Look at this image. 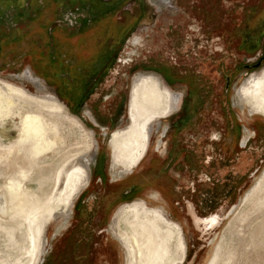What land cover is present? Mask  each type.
Here are the masks:
<instances>
[{
	"label": "rangeland",
	"instance_id": "obj_1",
	"mask_svg": "<svg viewBox=\"0 0 264 264\" xmlns=\"http://www.w3.org/2000/svg\"><path fill=\"white\" fill-rule=\"evenodd\" d=\"M118 2L125 0H114L110 6ZM61 3L70 7L64 0L52 7L54 11ZM29 12L35 15L32 9ZM11 14L16 23L31 20L29 14L15 17L9 12L8 17ZM127 18L135 24L130 38L138 35L132 40L137 39L138 45L131 47L129 41L117 45L110 70L94 95L79 102L67 96L70 104L59 99L67 106V114L43 117L39 141L23 136L28 116L24 104L18 99L11 106L0 101V202L4 205L1 194H5L11 207L0 216V264H34V255L28 254L33 233L47 242L41 264H65V240L84 220L82 226L93 233L96 243L93 264H140L132 239L131 251L123 249L110 231L114 219H124L122 210L140 200L149 208L163 209L180 227L186 246L182 264H264V114H251L236 100L247 78L264 79V0H130L115 20L124 23ZM34 25V32L29 31L31 26L14 25V34L23 32L26 38L4 51L0 77L36 93L37 83L24 77L29 72L34 81L58 96L55 87L39 79L44 76L43 66L38 64V72L33 71L31 60L17 56L39 48L49 57L50 50H58L54 54L57 61L51 55L49 67L58 74L62 71L60 48L45 38L38 44V34L54 27L52 20L40 17ZM109 26L113 30L112 22ZM92 33L95 39L83 40L81 48L91 44L96 52H104L106 32L90 30L88 36ZM56 35L63 39L64 30ZM27 39L36 45H27ZM77 39L70 38L73 45ZM126 52L132 55L127 65L119 61ZM36 53L38 61L41 56ZM93 58L97 60L98 54ZM138 74L158 75L165 89L180 96V102L175 111L160 119L140 163L114 179L108 144L112 133L128 126V97ZM165 75L170 83L166 77L163 80ZM182 118L180 126L186 123L187 127L175 133L173 127ZM239 139L250 141L245 150L238 146ZM92 154L89 186L75 195L72 173ZM176 154L179 159L172 164L169 155L175 158ZM244 155L249 163L241 168L238 163ZM163 164L168 165L166 177L172 180L174 192L155 180ZM61 208L72 213L66 224L57 219ZM212 214L218 222L214 228L196 224L195 217ZM123 229L127 233L124 225ZM175 244L171 250L180 259Z\"/></svg>",
	"mask_w": 264,
	"mask_h": 264
},
{
	"label": "bare ground",
	"instance_id": "obj_2",
	"mask_svg": "<svg viewBox=\"0 0 264 264\" xmlns=\"http://www.w3.org/2000/svg\"><path fill=\"white\" fill-rule=\"evenodd\" d=\"M24 77L33 84L37 83L36 93L0 77V101H8V106H11L13 100L18 99L24 104L28 116L23 125V136L26 140L39 141L42 136L43 117L62 118L67 114V106L65 107L55 94L48 91L39 82L34 81L29 72H26ZM129 93L128 126L112 133L108 144L111 153H113L111 171L114 178L129 174L128 172L140 163L148 152L152 134L158 131L160 119L175 111L180 102V96L165 89L161 78L156 74L136 75L132 80ZM236 100L241 108H248L249 113L260 111L264 114V79L247 78L236 92ZM92 155L84 158L83 164L72 173L71 188L75 195L89 184V171L95 159L94 154ZM126 167L127 169L129 167L130 170L127 171ZM1 195L5 202L4 205L0 202V216L11 209L6 195ZM9 197L11 199L13 195ZM60 210L61 215H58L57 219L66 223L70 215L69 210L64 208ZM122 211L124 219L119 221L118 218L114 219L110 231L123 249L136 247L140 264L183 263V256L186 252L183 233L163 209L149 208L145 202L140 200L126 206ZM123 225L125 229L127 228V233L124 232ZM31 236L28 254L34 255V264H41L47 242L45 239L42 242L36 233ZM130 238L133 246L129 244ZM173 244H175V250L182 254L180 259L171 250Z\"/></svg>",
	"mask_w": 264,
	"mask_h": 264
},
{
	"label": "flooded vegetation",
	"instance_id": "obj_3",
	"mask_svg": "<svg viewBox=\"0 0 264 264\" xmlns=\"http://www.w3.org/2000/svg\"><path fill=\"white\" fill-rule=\"evenodd\" d=\"M62 1L64 0H27L25 3L21 2V0H5V2H0V12H1V15H0V60L3 59V53L4 51H6V49L13 48V46L11 45H13L14 41L16 44L17 42H22L19 40L26 38V35L22 34L23 32L18 34L17 36L16 34H14L15 29L17 27H25V26L30 27L31 26V29H29V31L33 29V32H34L35 20L39 19L40 17L46 16L52 20V24L54 27L52 28L48 27V29L46 28L47 29L46 33L38 34V37H39L38 44L40 42H43L45 39H49L51 42L53 41L55 45L58 46V48H60L59 50V56H60L59 61L60 62L58 63L60 64L59 67H61V70H62L59 73L60 76L62 77V80L57 79L56 75L58 73L55 72L53 68L49 67L51 64V58H50L51 55H52V60H56L54 54L58 50H50L49 57L46 55L45 52H42L41 49L39 50V48L37 51L32 49L31 51H29V53L25 52L24 54H18L17 56L20 57V60H24L25 57L28 58L29 60H31L30 63L32 64V66L38 65V64L43 66L45 68L44 70L47 72L45 76L46 77L49 76V79L51 82H55L57 84L60 83L59 86H62V90L65 89L64 90L65 92H67L68 89L70 90L69 86L71 85L72 89L77 88V90H83V86H86L90 88V91L95 93V91L104 82L105 80L104 77L107 75V73L110 70V65L114 61L112 60V58L116 51L117 45L121 44L123 46L128 41H129L128 42L129 46L131 47L133 46V44L135 47L138 45L137 39H135L134 42L132 43V40L134 38L136 37L139 38L138 35H134L133 37L130 38V34L133 33V30L136 27L133 26V23H131V20L130 19L128 20V18H127V21H125L124 23H121L115 20L116 15L126 5L121 10L117 9L116 6L110 8V4L114 0H111L109 3H100V2L96 3V0H66L69 2L71 8L67 7L68 4H65L63 6V3H61V4H58V8L54 11V8L52 7L57 5V2H62ZM76 3L78 4L74 8V4ZM13 5H17L18 8L22 9V11L19 12L18 8L13 7ZM29 9H32L35 15H30ZM9 12H14L15 17L16 15L24 16V15L29 14L31 20L28 21V20L18 19L20 22L16 23L17 20L12 19L13 14H11L12 15L11 17H8ZM75 13L77 16L73 18L70 17L72 16V14H75ZM50 15H52V17ZM111 22L112 24H114V28L113 30L109 31L108 30L110 27L109 24ZM14 25L16 26V28L14 27ZM61 28L64 30L63 39L58 38L56 35V33H59ZM70 29H74V30L72 32H69ZM96 29L98 31H94ZM26 30L27 29L25 28L23 29V31H26ZM90 30L91 32H106V37H107L108 42L105 44L104 52L102 53L96 52L95 48L91 44L87 48H81V45L83 46L85 45L82 43L83 40L89 42V40L92 41V38L95 39L96 34L94 33H92L91 37L88 36V32ZM97 35H100L101 37L102 34H97ZM76 37L78 39L75 42V45H73L70 38H76ZM26 43L27 45L29 44L31 45L33 44V46L36 45V42L31 43L29 39H27ZM113 43H115V46ZM140 45H141V41H140ZM108 48H110V51L105 52V50H107ZM74 49L76 50V53L73 55ZM39 51L41 54L39 53ZM86 52H89L88 57H84L85 55L84 53ZM127 52H126L127 55L125 57H121L119 59L121 64L123 63L127 65L128 63L131 62L130 60L132 58V55L131 53H127ZM35 53L36 55L41 56L38 61L34 59ZM13 54L16 55V53H13ZM95 54H98V59L97 60L94 58L93 60L90 59L91 55H95ZM81 60L84 61V64L81 62ZM5 65L7 66V64ZM5 65L3 63V66ZM31 68L37 69V67H31ZM168 76L169 78H172L173 75L169 73ZM165 77L166 75L163 77L164 81H165ZM167 81L170 83L168 79ZM74 85H76V87ZM228 87H229V82H227L226 91L229 89ZM77 90H72L73 94H75L73 96V98L76 99L75 102H78L76 93H74ZM90 91L88 93L85 92L83 96L84 99L85 97L89 98L90 96L94 95L92 92L90 93ZM83 97L80 94L78 99L81 100ZM104 97L106 96H103V98ZM182 120H184V118L180 119L179 122H177V125L173 127L175 133H178V131H182L186 129L187 127L185 126L186 123L180 126ZM185 121H188V118L187 120L185 118ZM247 135H249V133H247ZM252 138L249 137L248 140ZM242 139H239L237 141V144L241 149L245 150L248 147V144L250 141L245 140L246 142L244 143ZM170 156L171 155H169L168 160L171 161L172 164L173 163L175 164L176 161H178L180 154H176L175 158H172V156L171 157ZM244 158H245V161H243ZM239 161L240 162L238 163V165L241 168H244V166H246L249 163L248 157L246 155L242 156ZM159 170H160V175L159 177L156 176L155 180H157L163 188L169 190L170 192H174L175 187L173 185L172 180L166 177V174L168 171V165L166 167V164L165 165L163 164ZM90 175H91V168L89 171V178H91ZM141 179L143 182H145L144 178H141ZM133 186L140 188L139 184H134ZM131 191L132 189L126 190V193H129ZM71 214L67 222L70 220ZM210 216H213V214L208 215L203 218L195 217V222L198 226L203 225V226H208L210 228H214L218 224V222L216 221L215 217H210ZM207 217H210V218H207ZM84 222L86 221L84 220L82 222H79L78 225L74 228V230L70 233L69 237L66 238L65 240L66 252L64 254L65 256L64 262L74 260L75 264H93L92 255H93V248L96 243L92 238L93 233L90 230L84 229V226H82V224L85 225ZM91 247H92V253H91ZM58 264H61V262H59Z\"/></svg>",
	"mask_w": 264,
	"mask_h": 264
},
{
	"label": "crops",
	"instance_id": "obj_4",
	"mask_svg": "<svg viewBox=\"0 0 264 264\" xmlns=\"http://www.w3.org/2000/svg\"><path fill=\"white\" fill-rule=\"evenodd\" d=\"M38 69L39 68H37V69H33V71L34 70H37V72H38ZM45 68L43 67V74H44V76H42V78L40 77V76H38V75H36V76H38L39 77V79H41V81L43 80L48 86L49 85H51V87H55V91H56V93H57V97L59 98V99H61V101H63L64 103L66 102V103H69L70 104V99L67 97V96H71V97H73L75 94H73V91H72V86L70 85L69 87H70V90L68 89H66L67 90V92H61L60 91V86H59V84L60 83H55V82H51L50 81V79H49V76H45V74L47 73L45 70H44ZM48 69V68H47ZM56 78L57 79H61L62 80V77L60 76V74H57L56 75ZM90 91V88H88V87H86V86H83V90H77V91H75L74 93H76V96H77V101L79 102L80 101V99H78V97L80 96V94H81V96L83 97L84 96V94H85V92H89ZM81 92V93H80ZM83 92V93H82ZM92 91H90V93H91ZM93 93V92H92ZM66 96V97H65ZM83 100H85V99H83Z\"/></svg>",
	"mask_w": 264,
	"mask_h": 264
},
{
	"label": "trees",
	"instance_id": "obj_5",
	"mask_svg": "<svg viewBox=\"0 0 264 264\" xmlns=\"http://www.w3.org/2000/svg\"><path fill=\"white\" fill-rule=\"evenodd\" d=\"M129 1H130V0H125V2H123V3H121V2L119 3V2H118L117 5H116V8H117V9H122V8L127 4V2L129 3ZM97 2H100V3H109L110 1H109V2H103L102 0H96V3H97ZM110 8H112V7L110 6ZM110 8H109V9H110ZM107 9H108V8H107ZM134 25H135V24H134ZM134 25H133V26H134ZM34 67L39 68L38 65H34ZM40 67H41V66H40ZM83 99H84V97L82 98V101H83ZM74 262H75L74 260L66 261L65 264H75Z\"/></svg>",
	"mask_w": 264,
	"mask_h": 264
}]
</instances>
